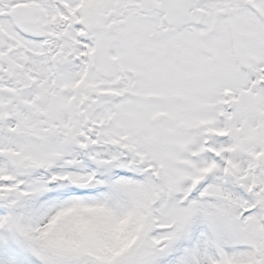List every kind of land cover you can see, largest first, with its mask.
<instances>
[{
    "label": "snow or ice",
    "instance_id": "snow-or-ice-1",
    "mask_svg": "<svg viewBox=\"0 0 264 264\" xmlns=\"http://www.w3.org/2000/svg\"><path fill=\"white\" fill-rule=\"evenodd\" d=\"M0 264H264V0H0Z\"/></svg>",
    "mask_w": 264,
    "mask_h": 264
}]
</instances>
